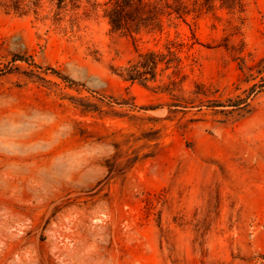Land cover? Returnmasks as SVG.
Here are the masks:
<instances>
[{
	"label": "rangeland",
	"instance_id": "rangeland-1",
	"mask_svg": "<svg viewBox=\"0 0 264 264\" xmlns=\"http://www.w3.org/2000/svg\"><path fill=\"white\" fill-rule=\"evenodd\" d=\"M12 1L0 264H264V88L213 106L264 81V0L165 17L137 41L111 30L105 0ZM171 43L180 72L140 76L139 53Z\"/></svg>",
	"mask_w": 264,
	"mask_h": 264
},
{
	"label": "trees",
	"instance_id": "trees-1",
	"mask_svg": "<svg viewBox=\"0 0 264 264\" xmlns=\"http://www.w3.org/2000/svg\"><path fill=\"white\" fill-rule=\"evenodd\" d=\"M17 8V1L7 0ZM57 9H60L66 0H56ZM78 1V0H76ZM7 3L3 6L7 8ZM78 8V5H74ZM103 15L113 32H119L124 36L130 37L133 41L139 40L142 34L160 33L164 27L165 17H175L180 20H186L192 16L194 19L200 18L207 13H213L215 10H226L228 12L243 13L246 8L245 0H105L102 4ZM195 40L196 38L193 37ZM180 45L166 47L167 54L161 52L148 51L139 53L142 61L139 67L143 71L138 70L140 76H145L147 70L157 67L158 64L164 62L167 68H173V74L177 75L181 70L180 59L177 50ZM18 60L26 61L23 56H16ZM52 72L59 74L56 70ZM71 85L77 84L75 81L64 77ZM133 80V78H130ZM264 88L262 84L253 85L249 89V94L245 98H230L225 102L214 103V107L228 106L231 110L242 109L248 107L249 97L258 93ZM227 104V105H223Z\"/></svg>",
	"mask_w": 264,
	"mask_h": 264
}]
</instances>
